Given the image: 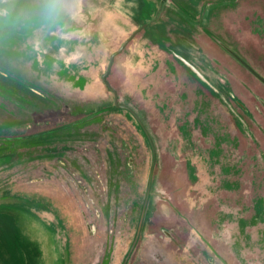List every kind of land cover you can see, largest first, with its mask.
I'll return each mask as SVG.
<instances>
[{"label": "rangeland", "instance_id": "374dc122", "mask_svg": "<svg viewBox=\"0 0 264 264\" xmlns=\"http://www.w3.org/2000/svg\"><path fill=\"white\" fill-rule=\"evenodd\" d=\"M217 41L264 79V0H0L4 132L93 115L0 140L1 264H264V82Z\"/></svg>", "mask_w": 264, "mask_h": 264}, {"label": "trees", "instance_id": "16d2710c", "mask_svg": "<svg viewBox=\"0 0 264 264\" xmlns=\"http://www.w3.org/2000/svg\"><path fill=\"white\" fill-rule=\"evenodd\" d=\"M133 21H135L134 19H132ZM135 28V27H134ZM217 43L224 48L227 52H229L234 58H236L239 62H244L240 59V57L238 55H236L235 53H233L232 51H230L228 49V47H226L224 44H222L221 42L217 41ZM102 82L104 83V85L108 88V84L105 81V78L102 77ZM109 89V88H108ZM95 114V112H94ZM90 116H93L92 114L90 115H83L82 118H78L77 120H75L74 122L59 126V127H55L50 129L49 131H44V132H37L31 135H17L19 139H30L32 137L35 136H40V135H46V134H50L52 132H57V131H61L64 130L65 131V135L63 137V139H65V141H70V142H78L87 139V138H91L92 134L90 133V135L88 134V132H86L84 134V132L81 131V124L85 122L86 119H88ZM135 118H137L136 120L138 121V124L140 125V127L142 128V130L144 131V133H146V127L144 122L140 119L139 120V115L136 113L135 114ZM83 125V124H82ZM6 129L3 127V125L0 126V140H5V141H11L13 140V138L17 137L16 135H11V134H6V132H4ZM146 136L148 137V141L151 145V139L149 134L146 133ZM62 139V138H61ZM27 142H30L29 145L31 146H37V147H49L48 145L52 144L47 140H43V141H38V142H31L30 140H26ZM10 146V145H8ZM6 146L2 147L5 148ZM152 147V146H151ZM154 147V146H153ZM153 149V153H152V157H154V148ZM108 166L110 168L109 172V178H110V183L112 184L109 188L110 191H112L115 195H117L119 193V188H120V184L121 181L123 179V177L121 176H125L128 175L129 170H125L126 168H120L119 167V159L117 160V156H116V150H113L111 153L108 154ZM116 161V162H115ZM131 162V159H127V162L125 163L126 165L129 164ZM118 164V165H117ZM125 170V171H124ZM152 170V169H151ZM151 173L148 176V181H147V187H146V193H145V197L142 201V204L140 206V210H139V214H138V220H137V227H136V234L133 238V241L130 245L129 250H132V248L135 246L137 239H138V234L141 231V226H142V220H143V215H144V211H145V207H146V202H147V198H148V194L151 188ZM16 240V226H15V221H14V215L11 212H0V264L1 262H3V260L7 257V253L9 251V248L11 246V244ZM129 252L126 254L124 261L127 259V257ZM224 263H226L225 259L220 257Z\"/></svg>", "mask_w": 264, "mask_h": 264}, {"label": "water", "instance_id": "95a60500", "mask_svg": "<svg viewBox=\"0 0 264 264\" xmlns=\"http://www.w3.org/2000/svg\"><path fill=\"white\" fill-rule=\"evenodd\" d=\"M121 48L118 50L120 51ZM114 55H112L111 57V61H110V64L112 62V58H113ZM250 72H252L258 79H260L261 81L264 82V79L262 77H260L255 71H253L245 62H241ZM110 66V65H109ZM103 78H105V75L103 76Z\"/></svg>", "mask_w": 264, "mask_h": 264}]
</instances>
